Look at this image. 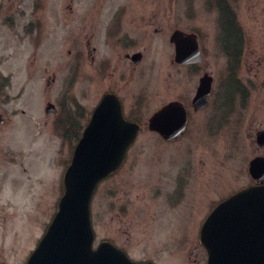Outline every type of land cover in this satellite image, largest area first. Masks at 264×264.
Listing matches in <instances>:
<instances>
[{"label": "rangeland", "instance_id": "1", "mask_svg": "<svg viewBox=\"0 0 264 264\" xmlns=\"http://www.w3.org/2000/svg\"><path fill=\"white\" fill-rule=\"evenodd\" d=\"M121 2L103 0L101 22L109 9ZM70 3L74 9L83 6V0ZM41 6L40 13L51 20L57 9L61 16V22L45 23L42 42L35 41L33 29L28 32L33 28V23L27 22L33 0H0V264H23L38 243L55 210L61 173L75 143L74 137H64L61 128L52 127L61 112L46 114L45 105L54 103L57 110L61 105L73 106L74 124H79L80 115L74 103L66 100L65 89L86 110L97 99L96 74L90 60L85 56L77 60L75 55L81 48L69 47L65 42L64 36L71 28L65 30L74 18L63 15L67 0H43ZM19 8L24 9V21L13 32L4 24L3 15ZM239 9V20L252 25L253 15L249 14L250 20L241 4ZM217 18L206 15L199 21L204 44L211 51L205 62L213 60L218 43L214 38L220 24ZM157 35L160 33L151 32L144 48L145 58L153 62L157 60ZM73 69L75 78L68 82ZM82 72L90 75L86 92ZM135 75V83L129 81L131 88L143 82L138 71ZM114 86L123 93L128 91L126 85ZM138 92L145 95L147 91ZM138 92L132 94L130 102L138 100ZM158 97L144 96L139 110L127 111L141 124L140 132L123 166L95 190L90 204L94 245L110 239L136 260L205 264L206 252L198 241L203 218L218 201L253 182L248 163L256 155L264 156V149L255 141L256 132L264 129V87L250 90V96L239 107L241 114L234 116L241 117L239 124L234 119L227 125L222 120L214 122L205 109L193 116L188 132L178 141L160 139L146 127L152 113L146 108L158 107ZM233 108L227 112L229 117Z\"/></svg>", "mask_w": 264, "mask_h": 264}, {"label": "flooded vegetation", "instance_id": "2", "mask_svg": "<svg viewBox=\"0 0 264 264\" xmlns=\"http://www.w3.org/2000/svg\"><path fill=\"white\" fill-rule=\"evenodd\" d=\"M41 1L33 0V7L27 19V22L31 21L28 25L33 23L35 41L40 42L45 38L41 40L45 35V23L61 22L58 9L52 14V20L47 14L40 13ZM121 1L109 9L104 22H101L100 18L104 10L103 0H83V6L79 9L72 8L71 0H67L66 10H63L66 13L63 15L74 17L70 19L67 29L63 25L67 32L71 28L70 33L64 36L65 42L69 47L79 46L81 49L78 57L80 60L82 56L88 58L95 70V104L105 93L111 92L118 97L123 111H136L141 108L144 96H160L157 98L159 106L171 100H177L183 105L187 115L186 129L194 121L193 116L205 109L211 113L215 122L222 120L227 125V122H233L234 119V123L239 124L241 117L234 116L240 113L239 107L243 106L250 96V90L264 87V0ZM240 4L250 20L252 16L249 14L253 15L252 25L247 24L245 20L240 21L237 17V12L242 11L239 9ZM15 11V17L8 16ZM206 15L213 18L217 15L220 24H217L218 30L214 33L218 43L213 50V60L205 62L211 51L204 44L202 25L199 21L201 16ZM24 16L23 8L15 9L14 12L4 14L3 22L7 28L16 32L23 25ZM40 28L43 29L41 32ZM151 32L160 33L154 44L158 49L155 62L150 57L145 58L144 52L145 45L150 42ZM220 39L223 44L219 42ZM175 46L187 47L186 51L190 53L187 60L175 59ZM135 71L142 75L143 82L131 88L129 81L134 80L135 83ZM205 74L210 85L206 103L204 106H196L195 94L200 78ZM81 77L82 87L86 92L90 75L82 72ZM261 77L263 80H260ZM119 84L126 85L128 91L123 93L114 86ZM136 91L147 92L145 95L136 93L138 100L130 102L132 94ZM74 107L76 110H82L79 124L76 125L83 128L92 109L86 110L77 104ZM232 107L233 112L229 117L227 112ZM217 111L223 114L218 115ZM2 120L0 118V121ZM54 123L56 119L53 125Z\"/></svg>", "mask_w": 264, "mask_h": 264}, {"label": "water", "instance_id": "3", "mask_svg": "<svg viewBox=\"0 0 264 264\" xmlns=\"http://www.w3.org/2000/svg\"><path fill=\"white\" fill-rule=\"evenodd\" d=\"M177 46L176 58L187 57ZM209 78H202L194 102L203 105ZM53 105L47 107V111ZM181 105L170 102L150 118L148 126L165 138L181 136L185 123ZM138 125L123 118L120 104L106 94L83 129L64 176V190L45 233L25 264H153L133 262L108 241L93 249L89 202L96 184L122 162ZM256 142L264 146V131ZM250 175L264 180V157L248 165ZM199 240L207 264H264V184L252 185L230 195L206 217Z\"/></svg>", "mask_w": 264, "mask_h": 264}, {"label": "trees", "instance_id": "4", "mask_svg": "<svg viewBox=\"0 0 264 264\" xmlns=\"http://www.w3.org/2000/svg\"><path fill=\"white\" fill-rule=\"evenodd\" d=\"M77 129H78V128H74V127L72 128L73 132H75ZM72 135H73V134H72Z\"/></svg>", "mask_w": 264, "mask_h": 264}]
</instances>
